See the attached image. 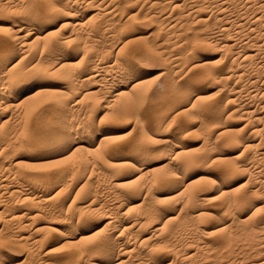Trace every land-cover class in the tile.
I'll use <instances>...</instances> for the list:
<instances>
[{
  "label": "bare ground",
  "instance_id": "obj_1",
  "mask_svg": "<svg viewBox=\"0 0 264 264\" xmlns=\"http://www.w3.org/2000/svg\"><path fill=\"white\" fill-rule=\"evenodd\" d=\"M0 226V264H264V0H0Z\"/></svg>",
  "mask_w": 264,
  "mask_h": 264
},
{
  "label": "rangeland",
  "instance_id": "obj_2",
  "mask_svg": "<svg viewBox=\"0 0 264 264\" xmlns=\"http://www.w3.org/2000/svg\"><path fill=\"white\" fill-rule=\"evenodd\" d=\"M166 11H168V10H166ZM56 26V27H55ZM55 26H53V27H55V28H57L58 26H59V24L58 25H56L55 24ZM145 27V28H144ZM154 27V25L153 24H146V25H143V29L144 30H149V29H152ZM204 53H206V52H204V51H202L200 54H204ZM141 65H144V67H146V64H144V62H141L140 63ZM154 67V68H153ZM159 67V69H157V68ZM148 68L149 69H151L152 70V76L150 75V80H148L147 81V83H148V85L149 86H153V88H157V87H160L162 84H160V83H162V80H163V75H161L160 73H161V68H160V66H157V65H150V66H148ZM154 71V72H153ZM160 73H159V72ZM155 73V74H154ZM160 77V78H159ZM163 77V78H162ZM157 78V79H156ZM159 78V79H158ZM154 79V80H153ZM150 82H151V84H150ZM160 82V83H159ZM211 84H207L206 86L207 87H209L208 88V90H207V92H206V94L207 95H209V94H211L212 95V93H214L215 92V90L217 89L215 86V88L213 89L212 88V85L210 86ZM204 87V85H199L198 86V88H203ZM212 90H211V89ZM210 89V90H209ZM211 91V92H210ZM25 106V105H24ZM24 106H22L21 105V109L24 107ZM27 109H28V106L26 105L25 106ZM24 107V108H25ZM143 107H145V106H143ZM23 108V109H24ZM25 108V109H26ZM44 107L43 106H41V107H38L37 108V110L36 111H32V112H29L27 115H28V117L26 118V124H27V126H26V129L28 130H23V134H25L24 135V137H27V135H28V133L29 134H32V133H34V132H38L39 130H37V128L40 126V123L43 125L44 123H45V121H46V119L48 118L47 116H44L43 117V115H42V113H43V109ZM47 117V118H46ZM98 119L99 118H97L96 119V121H98ZM234 120L237 122V127L238 128H240V127H242L243 126V121L241 120V118H234ZM44 121V122H43ZM196 121V120H195ZM240 121V122H239ZM239 122V123H238ZM241 123V124H240ZM29 124V125H28ZM242 125V126H241ZM174 127V126H173ZM172 127V128H173ZM39 129V128H38ZM127 129H129V128H127ZM195 129V128H194ZM125 133H127V132H125ZM115 136L118 138L119 136L118 135H114V141L113 142H118V141H123L125 138L123 137V138H121V136L119 137V138H121L120 140L118 139V140H116L115 139ZM191 136V137H190ZM202 140V136L200 135V133L198 132V135H197V132L195 133L194 131H193V133L191 134V135H189V136H187V138H186V141L187 142H189L190 144H191V147H193V150L196 148V145H197V148L201 145L200 143H201V140L199 139V138ZM192 138V139H191ZM116 140V141H115ZM199 141V142H198ZM194 144H196V145H194ZM199 145V146H198ZM196 148V150H195V152H200V149H197ZM238 181V179H236L235 180V182H237ZM1 227V226H0ZM57 253V252H56ZM58 253H60V252H58ZM24 257V254L22 253L21 254V259Z\"/></svg>",
  "mask_w": 264,
  "mask_h": 264
}]
</instances>
